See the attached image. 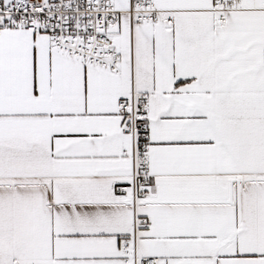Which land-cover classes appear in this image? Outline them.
I'll return each mask as SVG.
<instances>
[{"label":"snow or ice","instance_id":"1","mask_svg":"<svg viewBox=\"0 0 264 264\" xmlns=\"http://www.w3.org/2000/svg\"><path fill=\"white\" fill-rule=\"evenodd\" d=\"M0 264H264V0H0Z\"/></svg>","mask_w":264,"mask_h":264}]
</instances>
